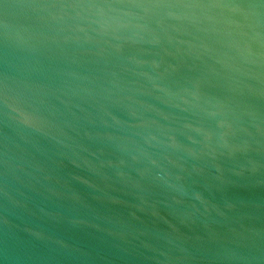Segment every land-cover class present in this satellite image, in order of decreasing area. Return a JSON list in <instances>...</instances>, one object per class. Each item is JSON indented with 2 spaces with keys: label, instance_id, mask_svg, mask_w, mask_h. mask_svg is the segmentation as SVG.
<instances>
[{
  "label": "water",
  "instance_id": "obj_1",
  "mask_svg": "<svg viewBox=\"0 0 264 264\" xmlns=\"http://www.w3.org/2000/svg\"><path fill=\"white\" fill-rule=\"evenodd\" d=\"M0 264H264V0H0Z\"/></svg>",
  "mask_w": 264,
  "mask_h": 264
}]
</instances>
